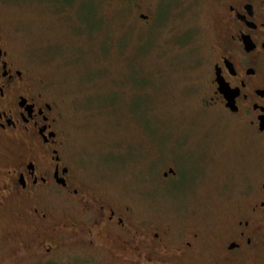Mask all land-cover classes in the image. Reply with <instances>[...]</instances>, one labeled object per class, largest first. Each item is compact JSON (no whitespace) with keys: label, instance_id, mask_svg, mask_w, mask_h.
I'll use <instances>...</instances> for the list:
<instances>
[{"label":"rangeland","instance_id":"1","mask_svg":"<svg viewBox=\"0 0 264 264\" xmlns=\"http://www.w3.org/2000/svg\"><path fill=\"white\" fill-rule=\"evenodd\" d=\"M148 15L152 23H140L119 0H0V29L61 102L67 155L81 177L125 203L150 205L157 220L213 226L259 183L264 147L203 106L215 0H159ZM169 168L175 179L162 177ZM6 220L0 264H28L32 254L19 251L26 235L16 237L22 227ZM59 256L79 264L69 250Z\"/></svg>","mask_w":264,"mask_h":264},{"label":"flooded vegetation","instance_id":"2","mask_svg":"<svg viewBox=\"0 0 264 264\" xmlns=\"http://www.w3.org/2000/svg\"><path fill=\"white\" fill-rule=\"evenodd\" d=\"M119 1L145 25L159 2ZM215 15L203 106L264 147V0H215ZM32 71L0 29V222L22 227L16 237L26 235L19 251L32 254L29 262L59 264L69 250L79 264H264V159L257 186L218 224L157 220L150 205L125 203L81 177L67 155L61 102Z\"/></svg>","mask_w":264,"mask_h":264},{"label":"water","instance_id":"3","mask_svg":"<svg viewBox=\"0 0 264 264\" xmlns=\"http://www.w3.org/2000/svg\"><path fill=\"white\" fill-rule=\"evenodd\" d=\"M169 173H172V170H169Z\"/></svg>","mask_w":264,"mask_h":264}]
</instances>
